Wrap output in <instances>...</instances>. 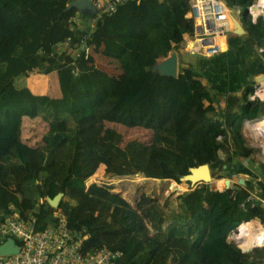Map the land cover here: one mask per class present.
Instances as JSON below:
<instances>
[{
    "label": "trees",
    "instance_id": "16d2710c",
    "mask_svg": "<svg viewBox=\"0 0 264 264\" xmlns=\"http://www.w3.org/2000/svg\"><path fill=\"white\" fill-rule=\"evenodd\" d=\"M225 1L245 12L253 2ZM70 2L0 0V225L11 212L23 219L32 213L40 231L57 225L60 213L70 230H86L85 253L104 247L120 251L123 264H254L257 256L243 252L228 235L242 222L264 221L261 202L241 207L251 191L264 199L263 164L256 185L247 180L219 191L223 188L203 184L179 195L166 228L167 214L155 198L143 194L134 206L112 187L110 192L91 181L104 170L182 184L202 164L228 176L246 172L232 158L247 159L254 152L242 135L244 120L260 115L261 100L249 98L253 85L241 82V99L227 95L222 107L195 77L196 68L183 67L177 76L154 69L186 34H194V21L187 17L190 0H130L97 17L92 30L89 20L95 15L67 9ZM79 13L82 24L73 27ZM247 27L250 41L260 47L264 19L254 23L249 17ZM240 37L232 33L229 44L239 45ZM66 42V50L56 51ZM99 43L105 45L102 51H96ZM35 71L55 72L60 96L16 85V78ZM256 95L264 99V80ZM23 118L47 123L42 145L21 140ZM109 125L140 128L148 137L123 144L124 136ZM60 192L62 201L52 207L47 198Z\"/></svg>",
    "mask_w": 264,
    "mask_h": 264
},
{
    "label": "rangeland",
    "instance_id": "374dc122",
    "mask_svg": "<svg viewBox=\"0 0 264 264\" xmlns=\"http://www.w3.org/2000/svg\"><path fill=\"white\" fill-rule=\"evenodd\" d=\"M229 8L231 9V12L235 15V17L243 25L246 31L245 33L239 35L241 36L240 37L241 42L239 45L231 46L229 44V39H227V48L226 46L224 47L225 51L212 57H206L202 54H192L190 52H187L184 49L183 43H182L183 45L180 44L175 50L170 52V54L176 53V55H178L179 63H178L177 73L179 74V72L183 67L191 66L193 68H196L197 71L195 72V77L201 79L203 83L206 84L208 89H210L213 92V95L215 93L216 95L215 99L219 100L216 104H220L222 107L226 104L225 98L227 95H237L241 99V96L245 89V85L239 90L237 88L239 85H241V82H245L249 77L254 81L252 85L254 90L256 87V92L258 86L261 85V81L257 82L258 81L257 78H259L262 75L254 77L255 76L253 73L255 71L254 67L247 66L246 63L254 60L253 59L254 56L257 55L253 63L254 62L257 63V61L259 60L260 62L259 64L264 66V53L260 52L259 50L260 47L254 45L256 51L254 52V55L252 57H251L252 47L251 49L247 47L248 42L252 44L247 31L248 28L247 20L249 19V14L247 12V9L245 12V10H243L240 7H232V8L229 7ZM220 42H222V39H220ZM92 55H93V50L91 51V56ZM261 72L262 74H264V70H261ZM250 73H252L251 76ZM33 74H38V72L35 71ZM255 74L257 75L258 73ZM39 77L40 76H38V78ZM48 79H49L48 83L47 84L44 83L48 87L47 88L48 93L51 96H56V97L60 96V89L56 76H54L53 74L51 76H48ZM28 82H29L28 77H18L15 79V83L18 87L26 86ZM40 84L41 83H38L39 87ZM226 90L228 91L225 92ZM254 90L250 93L249 98L250 99L255 98L253 101L254 103L257 102V99L261 100V103H263V105H261L259 109L260 115L259 118L257 119L254 120L250 119V124H247L244 120L243 128H242V135L245 138V142L248 146L253 148L254 152L251 155V157H249V159L238 158L235 156L232 158L235 164H242L246 172H244L243 170H239L240 173L237 172L231 176H228V171L215 172V173L214 171H212V177H213L212 181L215 179L231 178L232 181H234L235 185H237V179L238 182L240 181V179H245V182L247 180H251L254 181L256 185V181H258V179L262 174L261 167L262 164L264 165V134L260 135L255 133L252 130V127L264 116V101L262 100L261 97L256 95V92H254ZM108 127L117 129V131H119L124 136L125 140L123 144H125L130 139H134V138L146 139L148 137V133L140 128H124L118 125L117 126L109 125ZM47 130H48V125L41 118L34 120L29 118H23L20 126V137L22 141L26 142L31 146H40L43 144V136L45 135ZM102 131L103 128L100 127V132L102 133ZM228 134H229L230 145L233 150L234 148L233 140L229 130H228ZM220 139H222V136ZM220 155L222 159H225L226 154L224 151H220ZM251 171L255 173L254 174L255 176L252 175ZM219 174H222L224 176L218 178ZM96 175H98V177L91 178V181H97L98 184L101 185L103 184L102 186H99V188H108L110 192L113 191V193H119L123 198L128 200L134 206H136L138 200L141 198L143 194L155 198L159 202V204L163 207L165 213L167 214L166 221L168 222H166V224L164 225L165 228L167 227L170 221L169 213L171 211L178 210L179 195L191 189L197 188L198 186H201L203 184H207L210 187L212 186L211 187L212 190L215 188L213 187L212 182L193 185L187 182L186 177H184L182 184H178L176 181L173 180L149 178V177H145L143 174L114 176L106 173L104 170H99V172ZM111 187H112V191H111ZM248 252L250 253L251 256H257L258 259L253 261L254 264H264V248H262V251L259 254L256 251V249L252 251L250 250Z\"/></svg>",
    "mask_w": 264,
    "mask_h": 264
},
{
    "label": "built area",
    "instance_id": "2783aa9c",
    "mask_svg": "<svg viewBox=\"0 0 264 264\" xmlns=\"http://www.w3.org/2000/svg\"><path fill=\"white\" fill-rule=\"evenodd\" d=\"M128 1L130 0H92L96 13L95 17L89 20L91 30L95 27L97 17L113 12L119 4ZM259 2L260 0H253L252 4L247 7V12L254 23L258 17L264 19V5H261L256 12L254 11ZM189 4L188 16L194 21L195 30L194 34L184 36V49L192 54H202L206 57L224 52V47L227 48V39L235 31V16L229 6L224 0H190ZM82 18L80 13L75 16L71 21L72 26L80 27ZM219 37H223L222 42L218 41ZM84 44L85 42L82 40L81 47H84ZM67 47V42L58 44L56 51H64ZM259 50L264 53V43ZM74 53L79 55L78 50ZM245 122L250 124L249 119H246ZM237 184L241 185L238 179ZM257 202H261V206L264 208V199L257 195L256 191H251L241 207L243 210H247L249 206L254 207ZM56 216L59 219L57 225L37 231L34 228L36 218L32 213L29 215V219H23L13 212L7 215L0 225V242L3 243L8 237H13L18 242L19 252L0 256V264H123L122 253L106 247L94 253L85 254L82 250V243L88 237V234L84 232L86 230L78 232L70 230L64 216L60 213H56ZM248 224L251 226L244 227ZM252 234L254 235L252 244L245 245V241L248 239L247 235ZM262 234H264V221L254 218L242 222L232 229L228 239L240 247L243 252H248L264 248V235Z\"/></svg>",
    "mask_w": 264,
    "mask_h": 264
},
{
    "label": "water",
    "instance_id": "95a60500",
    "mask_svg": "<svg viewBox=\"0 0 264 264\" xmlns=\"http://www.w3.org/2000/svg\"><path fill=\"white\" fill-rule=\"evenodd\" d=\"M72 7H76L81 12H87L91 14L96 13V9L93 6L92 0H72L67 6V9ZM235 22V33L241 35L245 33V29L242 24L234 18ZM178 55L176 53L170 54L165 59L161 60L160 63H157L154 67L162 75L168 76H177L178 75ZM159 64V65H158ZM172 65V67L170 66ZM158 66V67H157ZM176 67L177 72H173L172 69ZM168 68V69H167ZM258 81L264 80V75L257 78ZM264 101V99H262ZM264 118V116H263ZM249 159V158H247ZM187 182H190L193 185L203 184V183H211L212 171L209 164H202L196 168H192L191 172L188 176H186ZM172 180V179H168ZM175 181V180H174ZM239 183L241 185H245V179H240ZM226 188L224 190H228L235 187L234 181L231 178H226L225 180ZM212 187V186H211ZM214 190V189H213ZM217 190V189H216ZM222 190V191H224ZM63 193H58L54 198H47V201L52 207L57 208L62 200ZM19 252V246L16 243L15 239L12 237H8V239L0 244V256L17 254Z\"/></svg>",
    "mask_w": 264,
    "mask_h": 264
},
{
    "label": "crops",
    "instance_id": "0c3cea01",
    "mask_svg": "<svg viewBox=\"0 0 264 264\" xmlns=\"http://www.w3.org/2000/svg\"><path fill=\"white\" fill-rule=\"evenodd\" d=\"M243 26V25H242ZM183 44H185V39H184V42H183ZM182 44V45H183ZM247 47L249 48V49H251V47H252V49H251V53H252V55H251V57L254 55V52L256 51V49H255V47H254V45L253 44H250V43H248L247 44ZM96 48H97V50L96 51H102L104 48H105V45L104 44H102V43H99V44H97L96 45ZM256 55V54H255ZM257 57V55L256 56H254V60H255V58ZM254 60H252L251 62H248V63H246L247 64V66H251V67H254V77H257V76H259V75H264V74H262V72H261V70H264V66L263 65H260L259 63V60L257 61V63H253V61ZM179 62V61H178ZM253 64V65H252ZM34 73V72H33ZM33 73H31L30 74V76L28 77V79H29V82L27 83V86L33 91V92H35V93H39V94H46V93H48V91H47V85H45L44 83H48V81H49V79H48V76H51V75H53L54 74V76H56V78H57V74L55 73V72H52V73H50V74H33ZM255 73H258L257 75L255 74ZM251 74L252 73H250V76H251ZM38 76H40L39 78H38ZM31 79V80H30ZM51 80V79H50ZM57 81H58V79H57ZM38 83H41L40 84V87L38 86ZM248 83H250L251 85L254 83V81H253V79H251L250 77L248 78Z\"/></svg>",
    "mask_w": 264,
    "mask_h": 264
},
{
    "label": "bare ground",
    "instance_id": "6f19581e",
    "mask_svg": "<svg viewBox=\"0 0 264 264\" xmlns=\"http://www.w3.org/2000/svg\"><path fill=\"white\" fill-rule=\"evenodd\" d=\"M261 5H264V0H260L259 4L255 6L254 11L256 12L258 10V8L261 7ZM218 39H219V41H220V39H222V41H223V37H219ZM170 66L172 67V65H170ZM172 71L176 73L177 72L176 67H174L172 69ZM252 130L255 133H257V134L263 135L264 134V118H262L257 123H255V125L252 127ZM225 180L226 179H215V180L212 181V179H211L212 185H213V187H215L214 189H216V188H217V190L220 189V188L224 189ZM248 226H251V224L244 225V227H248ZM256 235H257V231H256ZM247 236H248V239L245 241V245H251L252 244V240L254 238V235L252 234V235H247Z\"/></svg>",
    "mask_w": 264,
    "mask_h": 264
},
{
    "label": "clouds",
    "instance_id": "9594fccd",
    "mask_svg": "<svg viewBox=\"0 0 264 264\" xmlns=\"http://www.w3.org/2000/svg\"><path fill=\"white\" fill-rule=\"evenodd\" d=\"M189 13V12H188ZM235 16V15H234ZM187 17L189 18V16H188V14H187ZM250 17V16H249ZM236 18V17H235ZM237 19V18H236ZM238 20V19H237ZM239 21V20H238ZM240 22V21H239ZM233 33H235V32H233ZM257 82H260V81H257ZM254 92H256V90H254ZM254 99L255 98H253V99H250L251 101H254ZM259 118V117H258ZM257 119V118H256ZM64 197V196H63ZM62 197V198H63ZM62 201V200H61ZM58 208V207H57ZM262 235H264V234H262ZM13 238V237H12ZM229 240V239H228ZM16 243H17V241H16ZM18 244V243H17Z\"/></svg>",
    "mask_w": 264,
    "mask_h": 264
},
{
    "label": "flooded vegetation",
    "instance_id": "af4514ba",
    "mask_svg": "<svg viewBox=\"0 0 264 264\" xmlns=\"http://www.w3.org/2000/svg\"><path fill=\"white\" fill-rule=\"evenodd\" d=\"M261 105H263V103H261Z\"/></svg>",
    "mask_w": 264,
    "mask_h": 264
}]
</instances>
